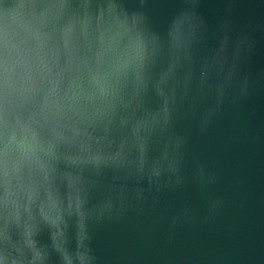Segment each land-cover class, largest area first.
<instances>
[{
    "label": "water",
    "instance_id": "95a60500",
    "mask_svg": "<svg viewBox=\"0 0 264 264\" xmlns=\"http://www.w3.org/2000/svg\"><path fill=\"white\" fill-rule=\"evenodd\" d=\"M0 264H264V0H0Z\"/></svg>",
    "mask_w": 264,
    "mask_h": 264
},
{
    "label": "clouds",
    "instance_id": "9594fccd",
    "mask_svg": "<svg viewBox=\"0 0 264 264\" xmlns=\"http://www.w3.org/2000/svg\"><path fill=\"white\" fill-rule=\"evenodd\" d=\"M180 24H181V21L178 20V21L176 22V27L179 28Z\"/></svg>",
    "mask_w": 264,
    "mask_h": 264
}]
</instances>
